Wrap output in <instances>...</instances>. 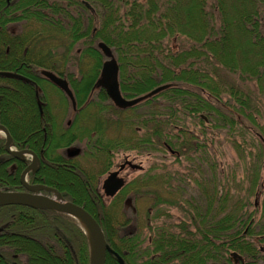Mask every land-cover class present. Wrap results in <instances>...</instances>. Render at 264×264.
I'll list each match as a JSON object with an SVG mask.
<instances>
[{
  "label": "trees",
  "instance_id": "1",
  "mask_svg": "<svg viewBox=\"0 0 264 264\" xmlns=\"http://www.w3.org/2000/svg\"><path fill=\"white\" fill-rule=\"evenodd\" d=\"M45 1L22 0V3H18L17 9L15 7L23 13L34 14H0V56L3 55L5 58L0 60V70L14 71L28 76L36 82L37 89L43 90L42 83H45V79L39 75L37 68L41 66L42 61H52L49 52L44 54V57L41 56L43 60L41 57H34L35 60H42L41 62L32 58L34 63L27 61L26 58L24 63L21 62L22 58L8 56L12 50L10 45L17 47L19 43H28L29 39L35 40L42 35V31L32 30L13 34L6 26L9 22L22 20L25 25L36 22L49 25V29H56L53 27L59 24L57 20L62 17L65 19L64 43L68 52L63 55L64 59L75 62L88 57L91 59L92 64L90 65L89 62L91 69L83 74L80 68L81 72L78 71L70 79L68 78L70 72L57 68L59 65L53 62L49 65L50 70L66 77L77 96L78 105L83 104L87 99L85 93L91 90L101 66L102 53L100 54L99 49L93 46L96 45L95 40H102L112 48L119 66L120 91L125 97H135L160 84H168L164 89L130 108L143 106L156 97L165 98L166 103L160 112L162 116L164 115V117L160 116L161 122L155 119V111L150 112L151 120L154 122V126L149 127L150 135L134 138L130 142L122 139L97 141L95 137L98 136H94L90 139L91 144L98 146L102 151L108 153L110 148L115 151L146 147L149 145L147 143L153 141L154 135L158 134L153 131L158 123L166 126L160 127L161 132L158 137L161 140H167L178 149L181 147L186 149L184 150L186 155L189 149L198 150L202 143L199 136H193L183 128L177 130L175 134L168 132L167 127L172 121L166 115L172 111L181 112L184 117L196 115L198 117L200 113H205L202 120L207 119L213 128L229 127L225 129L228 132L226 135L233 142L232 146L237 147L239 143H234V133L237 132L234 116L238 118L243 115L244 119L254 123L255 114L259 115L258 101L260 103L261 98L264 99V0H86L93 7L94 12L83 0H57L63 5L60 9L63 14H55L61 16L59 19L53 18L50 14H35L39 8L43 10ZM38 2L43 3V6ZM53 3L57 4L55 0ZM29 5L37 9H29ZM8 9L9 7L2 12L10 13ZM172 38L179 42L177 50L166 45ZM79 39H83L82 43L86 46L81 50L80 55L75 52L70 54V44L73 45ZM31 68H34L35 73L30 72ZM224 71L237 73L236 82L239 84L233 80L228 81ZM247 82H252L255 85L254 89L245 87V90L243 86ZM9 83L19 90L15 96L18 98L19 107L22 102H27V86L34 95V85L6 76H0V91L8 92L11 89ZM6 88L8 90H5ZM0 96V122L10 128L3 117V112H6L5 114L8 112L6 108L9 100H4L5 93H0ZM89 104L91 102L85 106ZM94 105L98 107L96 117L101 114L105 116L107 109L111 113L120 111L115 106L102 109L103 106L99 103ZM32 108L37 113L35 102ZM139 116L140 112H137L136 118ZM114 118L116 117H113L112 121L116 122ZM126 121L130 124L133 122L131 119ZM92 130H96L97 135L103 132V129L93 128L90 131ZM232 130L235 131L231 132ZM12 133H15L18 139L24 137L14 130ZM238 133L244 134V132ZM171 140H174V144ZM67 142V139L61 141L60 146L67 145ZM249 155L250 153L248 157ZM260 156L261 154H258V162ZM249 160L251 166H255L256 156L250 157ZM81 170L83 171L82 168ZM252 170L253 167L249 170L250 175ZM257 170L258 167H254L250 189L256 183ZM197 171L202 173L198 168ZM64 177L67 178L66 175ZM63 195L92 214L100 224L106 241L122 257L124 264H233L230 254L227 256L226 253L236 250V241L245 237L244 233H241L243 231L241 227L238 228V215L235 213L233 215L226 212L220 220L212 224L216 225V228L209 225V220H205L203 214L197 216L196 233L190 232L186 225L187 221L183 220L178 231H164L158 228L150 238L144 253L147 257L143 259L139 257L140 262H138L139 258L136 259V256L141 254L137 249L139 236L135 232H124L115 240L111 239L109 230L111 222L114 223L113 216L97 195L92 192L90 197L76 193ZM227 195L229 194L225 193L224 199L222 196L218 202L227 203L225 197ZM81 197L85 201L79 200ZM207 200L210 201L209 203L212 202L211 198ZM206 207L207 213L210 212L211 207L208 202ZM12 217L17 220L15 228L18 233H31L39 239L36 242L17 241L13 244L15 251L24 253L25 264H89L87 236L73 217L55 210L37 209L25 205L0 206V221ZM251 249L246 251L251 252ZM65 250L68 256L63 253ZM171 260L172 263L169 262ZM105 264H118V262L112 254L107 253Z\"/></svg>",
  "mask_w": 264,
  "mask_h": 264
},
{
  "label": "rangeland",
  "instance_id": "2",
  "mask_svg": "<svg viewBox=\"0 0 264 264\" xmlns=\"http://www.w3.org/2000/svg\"><path fill=\"white\" fill-rule=\"evenodd\" d=\"M13 1L12 4L15 5L16 9L19 5L18 3H22V0ZM55 1L57 4H54L53 0H46L43 10L39 8L38 11L48 13L53 15V18L59 19L61 16L55 14H63L60 10L63 8V5L62 3L59 4L57 0ZM83 2L94 12L93 7L88 1L83 0ZM38 3L43 6V3ZM53 6L54 8H52ZM28 8L32 10L37 9L35 6L31 5H29ZM5 9L6 8H3V2L1 0L0 10L5 11ZM2 11L1 14H10ZM17 12L20 13L21 11L19 12V10H17ZM57 21L59 24L53 27L56 29H49V25H42L36 22L27 23L25 25V22L22 20L7 23L6 28L9 32H13V34L41 30L43 35L38 36L35 40L29 39L28 43H19L17 47L10 45L12 50H10L11 52L8 55L9 58L19 57V59H23L20 61L24 63H26V60H24L26 58L27 61L29 60L31 63H34L36 57L40 58L49 52L52 56V61H42L45 55L41 57L42 60L36 59L40 62L42 61V64H40L41 66L37 69L50 70L49 64L53 62L56 65H61L57 68L70 72V77H68L70 79L73 78L71 77L72 75L80 71V68L84 72L83 74L90 71L91 67L89 66L92 63L91 59L88 57H84L81 61L77 60L75 62L64 59L65 57H63V55L68 53L65 48L66 44L64 43L66 40L64 32L65 19L61 17ZM82 41L83 39H79L77 42L73 43V45L70 44V54L75 52L77 55H80L81 50L86 46ZM96 41L98 42V40H95L94 43ZM178 43V41L176 42L172 38L166 45L173 50H177L179 48ZM93 46L96 45L94 44ZM110 49L113 57L116 58L112 48ZM7 50L6 48V51ZM101 55L102 59L100 60V64L106 59L103 54ZM0 57V60L5 59L3 55ZM32 58L34 59L33 61ZM87 63L88 66H86ZM16 66H18L17 62ZM31 69L30 72L35 73L34 68ZM100 69L101 68L97 71L96 78L100 74ZM224 75H226L228 81L233 80L236 82L237 73L224 71ZM10 86L11 89H5L8 90V92L0 91V93H5V96H3L5 97L4 100H9L6 108L8 112L7 114L3 112V117L6 122L19 135H26L29 129H31V131L35 129L33 133L36 134L37 138H42V131L38 128L39 122L36 123V119L35 122L32 120L29 126L25 125L27 121H30L29 116L32 115V113L33 116L36 115L32 108V104L35 102L33 92H31V89L27 86L26 97L28 100L27 102H22L21 107H19L17 106L18 98L15 97L16 92L19 90L17 87L13 86V84H10ZM43 87L45 90H50L47 84H44ZM243 87L244 89L245 87L254 89L255 85L252 82H247ZM85 94L86 96L89 94L90 98L94 100L93 104L91 103L87 107L84 106V109L78 112L81 113L78 116L83 118L82 120L84 123L82 124L86 125V135L81 134L78 141L69 139L73 143H69L68 141L66 143L67 145L60 146L59 148L61 149L67 146L73 149L70 144L79 146L81 152L78 156V160L81 163V168L83 170H91V172L95 173L99 170L101 172L99 175L103 178L107 173L104 169L105 163H99L98 157L93 156L94 151L91 146V141H89L90 143L86 141L90 140V129L87 127L92 125L94 122L93 116L97 114L94 104L99 103L103 106L102 109L107 106L111 108L113 105L110 100L106 98L104 93L97 94L96 90L92 88L88 91V94ZM48 100L52 103L51 105L54 106L53 99L49 98ZM165 103V98L156 97L152 102L135 109H123L118 113H111L110 110L107 109L105 112L106 116L103 115V120L105 121L102 132L103 139L106 141L122 139L130 142L134 140V138L147 137L148 134L150 135L149 127L154 126V122L150 117V112L155 111V119L157 122H161L160 116L162 115L160 112ZM258 104L259 115L255 114L254 123L244 119L243 115L238 116V118L233 115L236 121L235 127L237 128V132L234 133V143H239L237 147L232 146L233 142H231V140L228 139L229 136L226 135L228 132H226L225 129H229V127L223 129L213 128L212 124H210L207 119H205L206 121L202 120L205 113H200L199 115L202 117L200 118L199 115L198 117L197 115L184 117L181 112L176 113L172 111V113L166 115L168 119L172 121L167 127L168 132L175 134L177 130L183 128L193 136H199L202 143L198 147V150L192 151L189 149L186 155L184 151L186 149L182 147L178 149L176 145L173 146L167 140H161L160 137H158L159 132H161L160 127L166 126L160 123L157 124L156 121L157 126L153 128V131L158 134L154 135L153 141L151 139L152 142L147 143L149 144L148 146H142L141 149L128 148L115 150L112 154V165L115 166L122 162L124 158H127L132 160L129 161L131 164H139L141 168H125L123 171V174L126 176L124 178L125 184L121 190L112 198H104L103 204L107 206L114 220V223L111 222L109 230V232H111L110 238L115 240L116 237H119L124 232H135L140 240L137 249L142 254H137L136 259L139 257L143 259L147 257L144 253L150 238L154 236L158 228L164 231H178L182 223L181 221L183 220L187 221L186 225L190 232L196 233L198 231V228H196V219L199 216L204 214L205 220H209V225H212L220 220L226 212L233 215L235 213L238 215V228L241 227V230H243L241 233H244L245 236V241H240L239 243L242 245L249 244L250 248L252 245L253 249H251L250 253H254L253 256L249 257L248 252H246L247 257L244 259L248 261L251 260L252 262L250 261L249 264H264V99L262 100L261 98V102L259 103L258 101ZM79 106L80 105H78V107ZM64 107V119L60 124L61 126L64 124V129L62 130L60 126V130H57V132H55L56 134L61 131L66 133L68 130L65 128L66 120L71 117L72 111L68 102L64 104ZM137 112H140L138 118H136ZM113 117H116L114 118L116 122L112 121ZM162 117H164V115ZM132 118L135 119L133 120ZM130 119L133 121L131 124L126 121ZM200 120H202V123L199 122ZM31 124L32 127L30 128ZM202 130L204 134L201 132ZM234 131L232 130L231 132ZM238 132H244V134L239 135ZM57 136L58 135H56V137ZM59 138H61V136H59ZM74 140H76V138ZM173 141L174 140H171V142ZM249 153L250 155L248 157ZM258 154L262 156L259 157V162ZM100 155L106 158L107 153L102 151ZM254 156H256L255 166H251L249 158H253ZM6 165H8V163L0 166V176L4 177L6 174L4 171L5 168L3 169ZM112 165L109 169L114 168ZM251 167H253V172L250 175L249 170H251ZM254 167H258V173H256L257 180L253 188L250 189L251 178L254 175ZM197 168L202 170L201 174L197 171ZM225 193L229 194L225 196L227 197V203L218 202L222 199V196L224 199ZM84 195L85 194H83V196ZM208 198H211V203L207 200ZM79 200L84 199L81 197ZM207 202L211 207L208 213L206 207ZM109 205L110 207H108ZM212 226L216 228V225ZM111 248L113 247L111 246ZM63 253H65L66 256L69 255L66 250ZM229 253H226V255L229 256ZM240 254L245 255L244 253ZM140 258L138 262H140ZM169 262L172 263V260Z\"/></svg>",
  "mask_w": 264,
  "mask_h": 264
},
{
  "label": "flooded vegetation",
  "instance_id": "3",
  "mask_svg": "<svg viewBox=\"0 0 264 264\" xmlns=\"http://www.w3.org/2000/svg\"><path fill=\"white\" fill-rule=\"evenodd\" d=\"M2 2H4L3 8L9 7L8 11L10 12V14H34L32 12L23 13L20 11H19L20 13H18L17 10L15 9V5L12 4L14 2L13 0L12 2L11 0H3ZM10 4H12L11 5L12 8ZM1 11L2 10H0V14ZM35 14H48V13L37 11L35 12ZM41 70L42 69L39 70V75L45 79V83H43V85L44 84L49 85L50 90H45V89L39 90L37 89V84L33 79L23 74L14 72L25 78V79L22 78H17V79L30 83L35 87L34 97H35L37 116L34 117L33 114L30 115L29 116L30 121L26 120L27 124L25 125L29 126L31 121L34 120L35 122L36 119V123L39 122L38 128H40V130L42 131V138H37L36 134H34L33 131L29 129V132H27L26 135L25 134L20 135V136H24L23 138L18 139L16 134L12 133L13 129L11 127L10 129L6 124L0 122V125H3L6 128V130L8 131L11 137V142L9 145L10 151L19 152L18 155H13L12 153L7 151L5 144L6 137L0 130V140H1L0 166L5 163L6 164L8 163L6 167H3V169L5 168L4 171L6 174L4 175V177L0 176V191L22 192V193L42 195L48 197H55L56 195L55 191H57L65 201H70L73 203L75 202L65 198L63 194L76 193V194H80V196H83V194L85 195L87 194L86 196L90 197V193L92 192L98 196V198L102 203H104V198H112L121 190L120 188L119 191L113 196L105 195L103 188L104 179L106 178L108 173L117 172L116 176L121 177L123 183L125 184L124 178L126 176L125 174H123V171L125 170V168L128 167L131 168L129 161L132 160L124 158L122 162L114 166L112 165V154L114 153V151L111 148L108 149V153L105 158L104 156L100 155L102 150L98 146L91 145L94 154H96V155L93 154V156L98 157L99 163H105L104 169L107 171V173L103 178H101L99 175V173L101 172L99 170L96 173L91 172V170L89 171L87 169L82 171L81 163L78 160V156L80 155L81 152L80 147L76 146L75 144H70L72 148H78L77 153L70 154L71 148H68L66 146L67 148L64 147L60 149L59 146L61 141L63 142L65 139H67L69 143H73L69 139L73 141H78L80 139L81 134L86 135V125L82 124L84 123L82 120L83 118H81V116H78L81 114L78 112L79 111L81 112V110L84 109L83 107L87 105L88 102L94 103V100L91 99L89 94L87 93L88 94L86 96L87 99L84 100L83 104H79L80 106L78 107L77 104L79 102H77L78 100H76L77 96H75L71 87L69 86L72 96H69L65 91H63L53 82L48 80L47 77L43 76ZM49 71L67 80L66 77H64L63 75H59L53 70H49ZM96 79L94 80V82L96 81ZM96 93L97 94L104 93V95L107 97L105 90L101 87H97ZM49 98L53 99L54 106L51 105L52 103H50V101L48 100ZM66 102L70 104V108L72 111V115L70 118L66 120V125H65V128H67L69 131L67 130L66 133L65 132L63 133V131H61L56 134L55 132H57V130H60V126H61L60 124L62 123L61 121H63L64 119L63 118L64 109H65L64 104ZM97 109L98 107H96L95 111H97ZM93 119H96L95 123H92V125L87 128H89L90 130L93 128H97V130H102L105 124L102 122L104 121L103 120L104 117L102 116V114L98 117L93 116ZM63 125L64 124H62L61 126L62 130L64 129ZM31 127L32 124L30 125V128ZM101 132L99 133V135H97V131L92 130L90 131L89 137L93 138L94 136H98V138L97 137L95 138L98 139L97 141H101L103 139V135ZM56 135L58 136L56 137ZM59 136H61V138H59ZM75 138L76 140H74ZM86 141L87 143H90L89 141L91 140H86ZM111 165L114 166V168L109 169ZM64 175H66L67 178H65ZM30 186H32L33 188H31ZM44 187H47L48 189H45ZM10 205H16V204H10ZM41 209H45V208H41ZM48 210H52V209H48ZM16 224H17V220L13 219V217L9 218V220L3 219L2 221H0V264H25L24 253L22 251L19 252L15 251V248L12 247L13 244L17 241L19 243H28V242H36L39 240L36 236H33L30 233L28 234L18 233L15 228ZM244 239L245 238H240L235 243L237 247L236 250L234 251L236 254L232 257L233 264H249L251 261L244 259L245 257H247L246 250L252 248V245L250 248L249 244L248 245L243 244L246 245L243 246L242 244L239 243L240 241H244ZM240 253H244L245 255ZM248 254L249 257L254 255L252 253H248Z\"/></svg>",
  "mask_w": 264,
  "mask_h": 264
},
{
  "label": "water",
  "instance_id": "4",
  "mask_svg": "<svg viewBox=\"0 0 264 264\" xmlns=\"http://www.w3.org/2000/svg\"><path fill=\"white\" fill-rule=\"evenodd\" d=\"M97 47L101 50L106 59L101 65L100 74L96 79L94 86L104 88L107 96L115 106L120 108L132 106L168 86V84H162L153 88L146 94L133 98L123 97L119 90L117 80L118 65L112 55L111 49L103 41H98ZM42 74L55 85H57L60 89L65 91L69 96H72L67 81L64 78H61L48 70H42ZM0 75L14 76L17 78L25 79L23 76L9 71H0ZM0 129L3 131L6 137L5 144L7 151L12 153L13 155H18L19 152L10 151L9 145L11 142V137L6 128L3 125H0ZM77 152L78 148H73L71 149L70 154H75ZM131 166L138 167L139 165L131 164ZM116 174L117 172H110L104 179L103 188L106 195H113L123 183L122 179L120 177L118 178ZM30 187L33 188L32 186ZM44 188L48 189L47 187ZM55 193V197H48L22 192L0 191V206L8 204H18L29 206L32 208L52 209L68 214L76 219L87 236L89 245V264H105L107 252L113 254L116 257L118 264H123L121 256L116 251H114L107 243L104 237V233L95 218L82 206L70 201H65L57 191H55ZM232 255H234V253H232Z\"/></svg>",
  "mask_w": 264,
  "mask_h": 264
}]
</instances>
